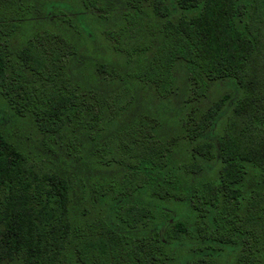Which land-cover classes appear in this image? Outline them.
Wrapping results in <instances>:
<instances>
[{"label": "trees", "instance_id": "trees-1", "mask_svg": "<svg viewBox=\"0 0 264 264\" xmlns=\"http://www.w3.org/2000/svg\"><path fill=\"white\" fill-rule=\"evenodd\" d=\"M0 264H264V0H0Z\"/></svg>", "mask_w": 264, "mask_h": 264}]
</instances>
